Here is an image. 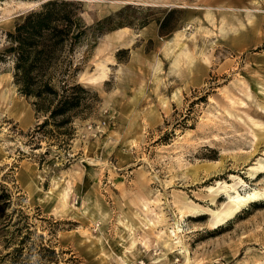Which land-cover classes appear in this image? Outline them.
<instances>
[{
  "label": "rangeland",
  "instance_id": "rangeland-1",
  "mask_svg": "<svg viewBox=\"0 0 264 264\" xmlns=\"http://www.w3.org/2000/svg\"><path fill=\"white\" fill-rule=\"evenodd\" d=\"M45 1L0 0V53ZM78 1L126 32L75 50L97 100L65 149L30 139L42 118L0 61V264H42L38 245L47 264H264V0ZM233 189L260 196L214 227Z\"/></svg>",
  "mask_w": 264,
  "mask_h": 264
},
{
  "label": "trees",
  "instance_id": "trees-1",
  "mask_svg": "<svg viewBox=\"0 0 264 264\" xmlns=\"http://www.w3.org/2000/svg\"><path fill=\"white\" fill-rule=\"evenodd\" d=\"M81 12L78 0L45 1L16 23L13 32L7 34L8 46L0 53V61L12 62L17 92L29 100L36 118H42L29 134L30 139L45 140L48 146L61 149L73 137L74 120L87 117L97 100L95 93L76 81L78 67H73V54L83 43L93 45L101 34L122 25L112 21V15L86 24ZM38 247L42 264L57 255L49 246ZM21 251L20 246L9 253L12 264H16ZM44 253L50 258H44Z\"/></svg>",
  "mask_w": 264,
  "mask_h": 264
},
{
  "label": "bare ground",
  "instance_id": "bare-ground-1",
  "mask_svg": "<svg viewBox=\"0 0 264 264\" xmlns=\"http://www.w3.org/2000/svg\"><path fill=\"white\" fill-rule=\"evenodd\" d=\"M213 13V12H212ZM204 15V14H203ZM205 18L211 22H213V15H211L210 12L206 11L205 12ZM204 19V18H203ZM215 20V19H214ZM246 20V19H245ZM206 21V20H205ZM215 22V21H214ZM232 23V22H231ZM230 23V24H231ZM229 24V23H228ZM229 24V25H230ZM213 25V24H212ZM234 25V24H233ZM238 25V24H237ZM227 24H225L224 20H220V25L219 27V32L223 33L225 31H227ZM217 28V27H216ZM231 29V27H229ZM234 28V27H233ZM218 29V28H217ZM182 31V30H181ZM126 32V28H120L116 31H114V36H113V41L117 42L119 40H121L123 38V35ZM177 32V31H176ZM220 35V34H219ZM222 36V35H221ZM220 36V37H221ZM225 36V35H223ZM177 41V35L172 36L168 42L164 45L163 48V52L162 54H164L165 56L170 55L173 50L174 47L177 46L176 42ZM179 41V40H178ZM181 41V40H180ZM120 44V43H119ZM181 47V46H180ZM99 50H97L98 52ZM163 55V56H164ZM181 56H186V53H183ZM179 59V56H177L176 59H174L171 63V69L174 68L176 66V63ZM159 63V62H158ZM97 72H96V76H94L93 78H91L92 81H97V80H102L107 73L108 68L105 67L104 63H98L97 64ZM157 70V69H156ZM156 75V74H155ZM154 79V78H153ZM258 162V161H257ZM261 169V168H260ZM254 170V169H253ZM259 172V171H258ZM217 187V186H216ZM214 188V187H213ZM228 188V187H227ZM212 189V188H211ZM234 190V189H233ZM227 192V191H226ZM67 193V192H66ZM221 193V192H220ZM260 196V193L253 191L250 193H247L246 195H241L239 194L237 191L234 190V195L233 196H227L228 201L226 203H224V205L222 206L221 209L217 210H212V212L210 213L211 216V221L212 224L214 225V227L220 225L226 221L227 219L231 218L238 210L241 206H243L244 204H246L249 201H252L254 199H256L257 197ZM227 200V199H226ZM221 207V206H220ZM232 219V218H231ZM176 221V220H175ZM177 222V221H176ZM175 223V222H174ZM176 226V225H175ZM178 231V228H177ZM176 243V242H175ZM167 244V243H166ZM184 251L186 252V255L188 253V251L186 249H184Z\"/></svg>",
  "mask_w": 264,
  "mask_h": 264
},
{
  "label": "crops",
  "instance_id": "crops-1",
  "mask_svg": "<svg viewBox=\"0 0 264 264\" xmlns=\"http://www.w3.org/2000/svg\"><path fill=\"white\" fill-rule=\"evenodd\" d=\"M106 36H108V35H106ZM114 36V35H113Z\"/></svg>",
  "mask_w": 264,
  "mask_h": 264
}]
</instances>
